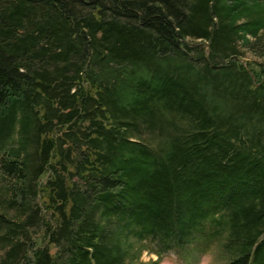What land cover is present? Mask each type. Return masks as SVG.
Here are the masks:
<instances>
[{"label": "trees", "instance_id": "trees-1", "mask_svg": "<svg viewBox=\"0 0 264 264\" xmlns=\"http://www.w3.org/2000/svg\"><path fill=\"white\" fill-rule=\"evenodd\" d=\"M239 46L264 0H0V264H264Z\"/></svg>", "mask_w": 264, "mask_h": 264}, {"label": "rangeland", "instance_id": "rangeland-1", "mask_svg": "<svg viewBox=\"0 0 264 264\" xmlns=\"http://www.w3.org/2000/svg\"><path fill=\"white\" fill-rule=\"evenodd\" d=\"M239 47H240V50L242 51V56L240 57V62H239L240 64L245 65L246 67H249V68H255L257 66H261L264 68V57L259 56V55L258 56L254 55L248 52L247 50L243 49L242 46H239ZM2 210L7 212L9 215L13 214L11 210H5L0 206V212H2ZM141 258L145 262L151 259L156 260V256L149 255L147 253H144ZM160 264H184V263L181 262L175 254L169 253L163 257ZM198 264H215V263L212 261L210 257H203Z\"/></svg>", "mask_w": 264, "mask_h": 264}, {"label": "bare ground", "instance_id": "bare-ground-1", "mask_svg": "<svg viewBox=\"0 0 264 264\" xmlns=\"http://www.w3.org/2000/svg\"><path fill=\"white\" fill-rule=\"evenodd\" d=\"M37 106V105H36ZM35 108V107H34Z\"/></svg>", "mask_w": 264, "mask_h": 264}]
</instances>
